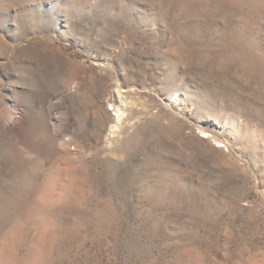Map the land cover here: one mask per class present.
Instances as JSON below:
<instances>
[{
	"label": "rangeland",
	"instance_id": "obj_1",
	"mask_svg": "<svg viewBox=\"0 0 264 264\" xmlns=\"http://www.w3.org/2000/svg\"><path fill=\"white\" fill-rule=\"evenodd\" d=\"M0 264H264V0H0Z\"/></svg>",
	"mask_w": 264,
	"mask_h": 264
},
{
	"label": "bare ground",
	"instance_id": "obj_2",
	"mask_svg": "<svg viewBox=\"0 0 264 264\" xmlns=\"http://www.w3.org/2000/svg\"><path fill=\"white\" fill-rule=\"evenodd\" d=\"M121 94H122V92H121ZM121 94H120V91H119V97L121 99V102L119 101L120 103H118V100H117L116 96L113 95V94L108 99V103L111 106L112 111L114 112V114H113L114 115L113 116V122L114 123L110 127L111 128V130H110L111 132H110V135L107 137L108 140H111L112 139L113 134L116 133V131L119 128L118 127V123L122 120L121 118H123L122 117V113H124V112H123V102H122V96H121ZM124 107H125V105H124Z\"/></svg>",
	"mask_w": 264,
	"mask_h": 264
},
{
	"label": "snow or ice",
	"instance_id": "obj_3",
	"mask_svg": "<svg viewBox=\"0 0 264 264\" xmlns=\"http://www.w3.org/2000/svg\"><path fill=\"white\" fill-rule=\"evenodd\" d=\"M202 135H204L205 137H207L208 133H203ZM220 147H223V145H220Z\"/></svg>",
	"mask_w": 264,
	"mask_h": 264
}]
</instances>
